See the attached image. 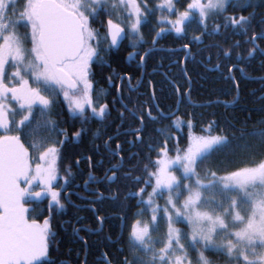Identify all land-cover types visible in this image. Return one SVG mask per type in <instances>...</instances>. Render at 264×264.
Returning a JSON list of instances; mask_svg holds the SVG:
<instances>
[{"label":"snow or ice","instance_id":"1","mask_svg":"<svg viewBox=\"0 0 264 264\" xmlns=\"http://www.w3.org/2000/svg\"><path fill=\"white\" fill-rule=\"evenodd\" d=\"M178 3L179 0H162L156 5L162 12L166 10L169 13V16L161 15L157 21L158 24L169 25L168 29L160 28L156 32L157 37L172 30L186 35V28L197 17L198 23L206 30L208 19L222 15L229 7H252L250 0H189L184 10L177 7ZM17 11L16 0H0V129L6 133L0 135V264H36L47 255L50 222L46 219L41 225L35 220L30 221L27 216L30 210L25 204L28 199L47 195L52 205L64 208L61 191L53 186L58 178L60 159V148L56 144L62 146L64 141L49 143L51 133L64 135L67 139L66 131L51 118L55 96L63 94L74 116L84 117L86 108H90L94 116L103 118L109 106L100 104L97 107L93 101L94 84L90 79L92 64L94 61L105 64L101 53L117 47L125 37H134L131 41L134 48L147 43L141 27L148 22L154 9L148 6L146 0H26L23 10L19 11V19L15 18ZM102 12L107 16L106 21L101 22L103 32L93 27V22L100 20ZM172 16L175 18H170ZM253 17L254 13L248 16H224L225 23L214 25V31L218 32L221 26H232L247 36ZM21 21L29 29L23 36L16 32ZM192 39L199 42L201 37L193 36ZM258 40H264V28L245 41L254 45L247 56L237 52L236 63L228 68L226 78L233 80L237 88L239 82L235 80L233 69L248 78L240 64L257 52L264 55V48L259 47ZM152 43L155 44L156 40ZM26 44H30V47ZM233 47L239 48L240 42H235ZM184 48L188 49L189 45L185 44ZM151 52L152 49H149L143 53L141 63ZM137 55L139 53L135 51L128 54L130 60ZM229 55V52H224L225 57ZM188 57H192L191 51ZM9 67L14 71L8 72ZM210 70L223 71L219 62ZM117 76L121 81L128 80L129 90L136 87L131 83V75ZM108 81L111 84L112 77H108ZM33 84L36 86L33 87ZM106 94L105 89L98 92L101 97ZM10 100L15 102V108L9 103ZM120 102L123 103L122 96ZM17 115L19 119H15ZM165 115L161 113V117ZM147 116L151 120L158 119L150 109ZM136 118L143 124V116L137 114ZM173 123L180 128L182 118L177 117ZM246 124L245 121V127ZM187 126L191 129L192 122L187 121ZM13 127L17 133L25 134L28 146L19 134H7ZM245 127L240 129V138L255 137L264 143V119L257 121L251 131H245ZM83 131L75 132L74 136L79 138ZM160 131L163 134L166 130ZM45 132L49 135H44ZM163 143L159 158L154 161L155 171L148 172V179L144 181L146 187L152 188L147 200H143L146 188L129 194L141 196L140 202L150 209L151 223L136 219L130 226L128 251L132 260L127 256L117 257L118 264H215L206 252L229 259L242 257L243 264H264V160L225 175L205 169L201 178L198 165L214 152L230 145L232 141L228 136L190 134L185 148H180L177 140L174 157L169 156L167 141ZM108 148L112 152L110 145ZM30 149L36 153L35 161ZM117 149L120 150L121 146L117 145ZM112 154L120 156V151ZM86 158L91 161V157ZM120 161L110 169L113 175L106 177L108 180L116 179V172L123 167V156H120ZM174 168L181 171L183 180L191 183H183L175 175ZM68 171L71 175V169ZM131 171L126 178L140 182L141 177L132 176ZM62 179L65 184L69 183L67 177ZM89 180L96 182L91 173ZM34 185L40 186L41 191H31ZM204 190H218L224 199L206 197ZM183 192L188 194L181 201ZM165 193L167 199L164 205L158 204L156 197H164ZM213 203L224 208L223 214L205 210V205ZM242 206H246L243 215L240 210ZM144 210L141 209L136 215L142 216ZM160 213L163 214L160 220L165 222L166 232L163 237L154 238L152 233L160 228ZM226 217H230L231 227ZM179 222H186L188 230L182 231L176 227ZM75 231L78 233L80 230ZM157 244L162 247L157 248ZM189 249L195 252V261ZM119 251H123V248ZM102 260L105 264H112L106 252L102 253Z\"/></svg>","mask_w":264,"mask_h":264},{"label":"trees","instance_id":"2","mask_svg":"<svg viewBox=\"0 0 264 264\" xmlns=\"http://www.w3.org/2000/svg\"><path fill=\"white\" fill-rule=\"evenodd\" d=\"M146 2L150 8L154 9V12L149 15L148 22L143 24L141 29L145 39L152 43L156 39V32L160 28L168 29V27L157 23L160 14L156 5L159 0H146ZM188 2L189 0H179L177 7L184 10ZM250 3L252 7L244 9L229 7L227 12L222 15L210 17L207 21L206 30L198 23V18H196L186 28V35L177 34L172 30L167 31L165 39H156L158 45L161 44V41L164 42L168 62L178 61L177 64L172 66L174 72H169L168 76L182 92L183 101L180 105L179 114L168 119L166 127L159 128L152 125L146 127L142 132L143 141L136 143L135 147H130V144L125 141L130 137H135L133 134L121 133L111 139L108 145L111 146L112 152L117 151L118 142H125L121 143L122 150L120 151V156L124 157L123 167L116 172L117 177L114 182L105 179V174L111 166L121 161L120 156H113L112 152L109 151L106 142L109 137L122 131V128L110 124L113 120L116 124L121 119H119L120 112H115L111 105L112 96L105 101L108 102V109H110L106 115L108 117H105V119L94 116L89 110L85 112L84 117L74 116L70 112L62 113L63 111H60L62 110L61 106L57 105L59 108L56 107L55 113L58 115L56 119L58 127L64 129L67 133V139L64 135H57L56 133L52 135L56 141H64L62 146L56 144L60 148V159L58 161V181L55 186L61 191V201L64 208L60 209L58 206H54L51 209H45L46 206H44V211H40L38 214L33 212V219L44 221L50 216L51 232L59 234L61 238L59 246H57L58 243H53L50 247L55 252L56 250L60 251L57 253L58 256L62 255L64 258L71 257L72 259L74 254L80 251L81 255L78 263L82 264L85 244L81 240L77 243L74 242L75 230L82 225L96 229L100 228L101 224L103 228L99 236H89L90 233H87L86 236L83 230L79 232L86 237L90 246L86 264H97L95 255L96 253L100 254L102 251L106 252L112 261L117 257L127 256L129 259L132 256L128 251L129 228L139 218L136 213L146 207L140 202L141 196L129 194L138 193L140 188H146L143 200H147V194L152 188L146 187L144 181L148 179V172L155 171L154 161L158 157L160 149L164 147L163 142L165 140L167 141V148L175 151L177 140L179 147L185 148L190 134L228 136L232 141L230 145L221 151L214 152L206 161L198 165L197 171L201 172V178H203L205 169H211L218 175H223L237 169L251 167L254 163L264 160V143L255 137L240 138V129L245 127V121L247 122L245 131H251L257 121L264 119V55L257 52L249 60L240 64V67H243L248 74V78H244L239 71L233 69L235 80L239 82V88L236 87L233 80L226 78L228 68L236 63V53L239 52L247 56L248 51L254 47V45L245 43V41L252 35L259 34L261 29L264 28V0H250ZM250 13H254V17L247 36L232 26L228 28L221 26L218 32L214 31V25L225 23L224 16H248ZM106 19L107 16L102 12L100 20L93 22V27L103 32L101 22L106 21ZM193 36H199L201 40L199 42L193 41ZM235 42H240L239 48L233 47ZM257 43L260 48H264V40H258ZM185 44L191 48L192 57H188L183 66L182 60L185 51H180L179 48ZM225 51L230 53L228 57L224 56ZM127 52L128 50L124 45L120 50L112 48L110 51L103 53L106 63L101 65L102 70L100 73L96 70L98 63L94 64L92 67L93 80L100 75L106 87L110 84L108 77H112L113 82L115 81V75L119 74L121 76L122 73L128 71L125 61ZM218 62L221 64L223 71L210 70ZM180 76H184L186 79H180ZM189 81H191L192 87L186 97L184 95L189 89ZM166 94V111L171 112L177 106L178 95L170 82H167ZM113 95L114 97L117 96V89L114 90ZM122 97L125 98L124 91H122ZM225 102H227V106H225ZM114 112L115 114H113ZM177 117L182 118L179 131L172 127V120ZM187 121L192 122L193 127L191 129L188 128ZM210 124L211 128H209ZM81 129H84V131L79 138H76L74 133L81 131ZM161 129L166 131L162 134ZM175 133L178 134L177 140ZM233 133H235V136H233ZM86 157H91V161ZM145 166H147V169H145ZM69 169H71V175ZM130 170H132V176L141 177L140 182L126 178V174ZM90 173L96 178V182L89 180ZM62 177H67L69 183L65 184ZM86 181L88 185L87 188H84ZM69 192V199H67L66 195ZM35 204L50 203L45 200ZM72 204H89L92 208L81 209ZM122 222L125 223L124 235L120 234ZM164 228L163 222H160L158 233H161ZM95 237L98 238L95 240ZM109 238L116 243L111 244ZM118 238H122L120 242H117ZM100 239L103 241L102 247L98 246ZM69 248H74V252L72 255L70 253V256L66 255ZM121 248H123V251H119ZM139 254L144 255L143 253ZM193 255L195 256V252H193ZM206 255L215 264H243L240 259L231 261L224 255H217L212 252H206Z\"/></svg>","mask_w":264,"mask_h":264},{"label":"flooded vegetation","instance_id":"3","mask_svg":"<svg viewBox=\"0 0 264 264\" xmlns=\"http://www.w3.org/2000/svg\"><path fill=\"white\" fill-rule=\"evenodd\" d=\"M24 4H25V0H16V8L18 9V11H17V15L15 18L19 19V11L23 10ZM263 20H264V18H263ZM23 24H24V21H21L20 25H18L16 28L17 34L21 35V36H23L24 33L29 31V29L24 27ZM126 31H127V29H126ZM141 31H142V29H141ZM166 35H167V31L161 33L160 37L156 36V39L159 38L160 40H163L166 38ZM131 41H132V37H125V39L120 43L119 47H114V48L116 50H120L125 45L126 50H128V52L126 53V57H125V61H126V65L128 67V71H126L125 73H122L121 76L131 75L132 76L131 83L136 86L134 89L129 90L128 80L125 79V80L121 81L119 78L116 79V77H118L117 75H115V81H113L111 84H109L106 87L103 84V78L101 80L100 75L98 77L99 79L96 78L95 80H93L92 75L90 76V79L92 80V82L94 84V90L92 92V98H93L95 105L98 107L100 104H108V102L106 103L105 101L107 100L108 97L112 96V99H111L112 104L111 105L114 108L115 112H120V114H119V119L121 118L120 122L115 124V120H113V122L110 124L113 126L118 125V128H122V131L117 133L115 136H112V139H114L117 135H120L121 133H123V134L126 133L128 135L133 134V135H135V137H130L128 140H125L130 144V147L133 148V147H135L136 143H141L143 141L142 132L146 127L151 126V125L159 127V128L166 127V125L168 123L167 122L168 119L174 118L176 115L179 114L180 105H181V102L183 101V94H182V92H180V89L178 88L177 84L174 81H172V79L169 78V76H168L169 72H174V68L172 66L177 64L178 61L175 60V61H172L170 63L168 62L167 49H166V46L164 45V42L161 41V44L158 45L157 40H156L155 44L146 40L147 43H141L140 45H137L134 48ZM26 46L30 47V44H26ZM149 49H152V52L150 53V55L148 57H145L143 60V63H141L140 57L143 56V53L145 51H148ZM179 50L185 51V56L182 60L183 66H184L185 60L188 58V52L191 51V53H192V50L190 47L188 49H185L184 46L180 47ZM133 51L139 53V55H137L134 59L130 60L128 54L130 52H133ZM159 52H160V54H159ZM103 53H105V52H102L101 55L104 58ZM96 63L97 62L94 61L92 64V67ZM101 65L102 64L98 63V65H97L98 68H96L97 72H99V73L102 70ZM7 71L11 72V71H14V69L9 67L7 69ZM184 76L183 77L180 76L181 77L180 79L185 80L186 76L185 77ZM138 81H139V83H138ZM5 82L6 83L8 82V78H6ZM167 82H170L173 86L175 85L174 88L176 89V91H177V88L179 89V92H177V95H178L177 106H178V103L180 102L179 109H178L177 114L173 117H169L168 115L172 114L177 109V106L171 112L166 111ZM188 84H189V89L187 90V92L184 95L186 97L188 96L189 90L192 87L191 81H189ZM9 86H12V85L10 84ZM35 86L36 85L33 84V87H35ZM100 89H105L107 94L102 96V97L99 96L98 92ZM115 89H117V96L116 97H114V95H113V92ZM122 91H124V93H125V98L122 97L123 103L120 102V97L122 96ZM153 91L155 92V95H153ZM46 94H48V93H46ZM9 103L11 104V106L13 108L16 107L15 102L10 100ZM57 105L61 106L62 110H60V111H63L62 113H64V112L72 113L68 107V102L63 97V94L58 93L55 96V103L53 104L52 109H51V118L53 120L56 121L57 116H58L55 113V111H56L55 109H56V107H58ZM149 109L152 111L153 116L158 117L157 120H151L147 116V111ZM88 110L91 112L90 108H86L85 112H88ZM109 111H110V109H108V112ZM115 112L113 114H115ZM107 113H106V115H107ZM121 113L123 114V116H121ZM161 113H165L167 115H165L164 117H161ZM137 114L144 117L143 124L141 123V121L139 119L136 118ZM106 115L104 116V119H105V117H108ZM15 119H19V115H17L15 117ZM119 119L117 118V120H119ZM131 129H141V130L138 132H133V131H130ZM5 134L6 133L2 129H0V135H5ZM7 134H9V135L19 134L21 136V138L23 139L25 145L28 146V138L25 136V134L23 132L17 133L15 128L13 127L12 131L10 133H7ZM43 134L49 135V133H46V132ZM50 135H51V139H50L49 143L54 144L56 142V140L52 137V135H54V133H51ZM110 141L111 140H109V139L107 140L106 147ZM130 142H134V143H130ZM121 143H125V142H122V141L118 142L117 145L121 146ZM121 150H122V146H121V149L119 151H121ZM117 151H118V149H117ZM30 152H31V155L35 161L36 153L34 151H32L31 149H30ZM110 169H112V166ZM110 169L106 172V174H105L106 177L111 176L113 174V172ZM106 177H105V179H107ZM87 185H88L87 183L84 184V188H87ZM69 195H70V192L66 195V197ZM49 199L46 197V198H43L42 200H36V201H29L28 202L29 203V210H30L28 213H29V216L32 220H35V219H33V212L38 214L40 211H44V206H46L45 209H51L53 207V206H51L52 205L51 200H50L51 204H35V203L44 202L45 200L49 201ZM72 205H74L77 208H81V209H85L86 207L92 208V206L89 204H72ZM47 220H49V222H50V220H51L50 216L47 217ZM40 222H44V221H40ZM62 225L64 226V223ZM124 226H125V223L122 222L121 233H120L121 235H124ZM102 228L103 227L101 224V227L96 228V229L89 228L86 225L79 226L77 229H79L81 231L83 230V233L86 236L88 235L87 233H90L89 236H99ZM129 230H130V228H129ZM79 232L77 233L75 231L76 235H74L75 236L74 242L77 243L79 240H81L85 244V254H84V260L82 261V264H86L87 254L90 251V246H89V243L87 242L86 237L81 235ZM50 233H51V235L49 236V239H48L47 255L44 257H41L36 262V264H79L78 263L79 257L81 255L80 251H77L74 254V257H72V259H71V257L64 258L62 255L58 256L57 253L60 252L58 250H56V252H55V250H51L50 247L52 246L53 243L54 244L58 243L57 246H59L61 238H60L59 234H55V233L51 232V224H50ZM97 238L98 237H95V240ZM109 239H110L109 242L111 244L114 245L116 243L111 238H109ZM102 244H103V241L100 239V243L98 244V246L102 247ZM73 252H74V248H69L68 253H66V255L70 256V253L72 255ZM102 253H105V252L102 251L100 254L96 253V255H95L97 264H105L104 260H102ZM130 258L132 260V256L129 257V259ZM114 261H112V264H118L117 259H114Z\"/></svg>","mask_w":264,"mask_h":264},{"label":"rangeland","instance_id":"4","mask_svg":"<svg viewBox=\"0 0 264 264\" xmlns=\"http://www.w3.org/2000/svg\"><path fill=\"white\" fill-rule=\"evenodd\" d=\"M25 2H26V0H25ZM162 2V0H159V3H161ZM103 7V6H102ZM158 9V8H157ZM158 11H159V14H160V17H161V15H164V16H169V13L165 10V11H161L160 9H158ZM159 17V18H160ZM170 18H172V19H174L175 17L174 16H172V17H170ZM198 18V17H197ZM16 19H18V18H16ZM114 19H115V17H114ZM163 26H165V27H168L169 28V25L168 24H162ZM17 32V31H16ZM134 37H132V39H133ZM104 118V117H103ZM177 119V118H176ZM175 119V120H176ZM175 120H172L173 122L175 121ZM172 122V123H173ZM182 124V123H181ZM172 127H174V128H176L177 129V131H179L180 130V128H177L176 127V125L173 123V126ZM174 134V133H173ZM195 135H197V134H195ZM175 137H176V140H177V138H178V134L176 135V133H175ZM168 152H169V156L170 157H174L175 156V151H171L169 148H168ZM159 157H157L156 159H155V161L158 159ZM173 171L175 172V175L177 176V177H179L181 180H182V182L183 183H185V184H188V183H191L190 181H187V180H183V177H182V175H181V171L178 169V168H174L173 169ZM223 175H225V174H223ZM57 181H58V178H57ZM57 181L56 182H54V188L56 189V190H58L55 186H56V184H57ZM22 186H25V185H22ZM31 191H33V192H40L41 191V187L40 186H36V185H34L33 187H32V189H31ZM152 191V190H151ZM150 191V192H151ZM183 191V190H182ZM187 192H183V195L181 196V201L187 196ZM204 195L206 196V197H214L216 200H223L224 199V197L223 196H221L220 194H219V191L218 190H216V191H207V190H204ZM232 195H237L236 193H232ZM50 198V196H47V195H44V196H41V197H36V198H31V199H28L27 200V202H26V204H25V207H27V208H29V201H36V200H42L43 198ZM67 199H69V197L67 196ZM167 199V193H165V195H164V197H156V201H157V203L158 204H160V205H164V203H165V200ZM51 198L49 199V203L51 204ZM51 206H53L54 207V205H51ZM228 205H227V201L225 200V202H224V208H226ZM245 207L246 206H242L241 207V214L243 215L244 214V212H245ZM204 208H205V210H208V211H212V212H214V213H217V214H223V211H224V208H222V207H220L219 205H217V204H215V203H213V204H209V205H205L204 206ZM163 214L162 213H160V214H158V220H159V222H163V224H164V226H165V228L163 229V231L161 232V233H158V232H153L152 233V235H153V237L154 238H157V237H163L164 236V233L166 232V224H165V222L163 221V220H160V216H162ZM27 216H28V219L31 221L32 219L30 218V216H29V213H27ZM138 219H140L142 222H149V223H151V212H150V209H147V208H145V210H144V213H143V215L142 216H139V218ZM226 221L227 222H229V224H230V227H231V221H230V217H226ZM38 223H40L41 225H43V222H40V221H37ZM176 227H178V228H180L182 231H187L188 230V225H187V223L186 222H179V223H176V225H175ZM156 247L157 248H159V247H162V245L161 244H157L156 245ZM260 249H258V251H259ZM189 252L191 253V255H192V258H193V260L195 261V256H196V254H195V256L193 255V252H192V250L191 249H189ZM179 254V253H178ZM242 262H243V259H242V257L241 258H239ZM231 261H235V260H237L236 258H232V259H230Z\"/></svg>","mask_w":264,"mask_h":264},{"label":"water","instance_id":"5","mask_svg":"<svg viewBox=\"0 0 264 264\" xmlns=\"http://www.w3.org/2000/svg\"><path fill=\"white\" fill-rule=\"evenodd\" d=\"M120 45V44H119ZM119 45L117 46V47H119ZM179 104H180V102L178 103V106H177V109L172 113V114H170V115H168L169 117H173V116H175L176 114H177V112H178V109H179ZM112 176V175H111ZM116 177H117V174H116ZM116 179H114V180H108L109 182H114Z\"/></svg>","mask_w":264,"mask_h":264}]
</instances>
